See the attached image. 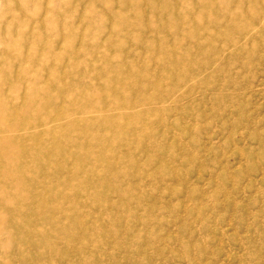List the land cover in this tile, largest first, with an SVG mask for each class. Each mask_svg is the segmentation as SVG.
Wrapping results in <instances>:
<instances>
[{"label":"rangeland","instance_id":"obj_1","mask_svg":"<svg viewBox=\"0 0 264 264\" xmlns=\"http://www.w3.org/2000/svg\"><path fill=\"white\" fill-rule=\"evenodd\" d=\"M104 1L114 2L118 18L110 8L102 9ZM108 1L94 0L90 6L94 12L87 11L91 20L84 21L83 4L92 0H0V91L6 96L11 94L10 78L22 75L28 81L35 79L34 91L44 102L57 100L56 91L48 95L40 91L57 86V78L50 75L55 71L62 74V85L83 75L82 93L91 105L103 98L104 74L120 61L135 64L133 72L126 67L120 73L127 79L120 96L122 121L112 128L107 124L99 133L104 137L127 133L126 105L131 103L138 128L127 134L134 135L130 144L136 150L123 142L122 153L117 154L120 161L115 155L112 165L98 167L102 184L96 176L86 180L102 185L96 187L99 203L88 202L82 208L86 216L80 239H70L74 250L59 246L44 261L264 264V0H154L152 8L146 0L126 5ZM133 5L140 11L127 10ZM92 29L98 31L92 45H105L76 53L91 41ZM65 33L70 35L68 41ZM23 61L27 68L22 71ZM93 61L100 66L92 72ZM113 74L116 82L119 78ZM145 93L151 99L146 94V101L139 100ZM30 105L43 106L35 101ZM13 108L15 123L19 106L7 104L5 111ZM35 114L27 110L20 127ZM76 116L93 118L99 113L79 110ZM2 121L1 131L10 128L12 118ZM97 128L89 125L93 132ZM29 142L18 146L27 162L40 155L29 152ZM82 145L85 150L89 146L99 150L94 138ZM56 147L57 143H49L46 148L53 154ZM116 147L109 146L107 156ZM82 169L88 171L84 165ZM28 182L24 180V190L7 188L10 194H26ZM78 195L70 197L83 202ZM95 239L100 247L92 245ZM6 242L7 236H0V252L11 259L13 246L3 248ZM83 242H87L83 252L76 250ZM80 255L87 258L82 261ZM15 259L17 264H29L22 257Z\"/></svg>","mask_w":264,"mask_h":264},{"label":"bare ground","instance_id":"obj_2","mask_svg":"<svg viewBox=\"0 0 264 264\" xmlns=\"http://www.w3.org/2000/svg\"><path fill=\"white\" fill-rule=\"evenodd\" d=\"M133 1L134 0H119L118 3L126 5L128 2ZM146 1V6L150 8L154 7V0ZM93 3L94 0H92V3L86 2L83 4L84 6L80 14L82 15L83 13L84 21L86 19L88 21L91 20V16H89L88 13L90 12L89 10L92 9L90 6H93ZM137 6H130L127 10H137L138 8V11H140ZM113 7L114 2L112 1H104V4H102V9L105 12L110 8L109 11L111 15L114 18H118L119 16L117 13H114ZM50 9L52 10V7H50ZM94 10L95 9H92V12H94ZM13 20L18 19L13 17ZM70 29L71 28H68L67 31L71 32ZM5 30L7 34L10 32L8 27ZM97 33L98 31L92 29L89 36V40L91 41L85 42L84 46L79 47L76 53L82 50L84 52L90 49L94 50L96 47L102 48L105 44H102V46L99 43L92 45V42L97 40ZM69 38L70 35L66 34L64 40L68 41ZM84 41H86V39ZM133 50L134 47L132 52ZM127 51L130 53L129 50ZM120 54L122 55V52H120ZM81 62L82 61L77 63V66H79ZM23 63L24 61L19 65V70L23 71L27 68V65ZM85 63L87 64L83 65L85 66V70L88 71L87 67H89V63L88 61L86 62V60ZM126 63L128 65H126ZM91 65L93 66L91 69L92 72L94 71L93 69L96 70L99 68L98 66H100H97L94 61ZM134 65L133 61L130 60L120 61L115 68L112 66L114 69L103 76V82L106 83V89L104 93L101 94L103 98H101V101L94 99L96 101L91 105L88 103L89 98L87 99L86 95L82 93L86 90L84 80L82 79L83 75L77 80L62 85V74L59 75V72L51 71L50 75L57 78V86L53 87L49 85L40 91L47 93V95L50 91H56L54 95L56 97V94H58L57 100L52 99L44 102L38 90L34 91L33 83L35 79L28 81L27 77L22 75H19V77L17 76L18 78H10V80H12L10 82V84H12L10 86V96H6L0 91V124L3 122L2 118L5 116L12 118V121H10V128H2V131L0 130V236H7V242L3 243V248L13 246L11 259H7L9 254H7L6 257L4 252H0V264H17L16 262L18 259H15L16 257H22L23 260L29 262V264H47L49 262H46V260L44 261L47 254L54 251L58 252L59 246H63L66 249H71L72 247L73 249V246L70 244V239H80V231L84 223L83 218L86 216L83 217L82 208L87 206L88 202L90 205L92 204L91 202H93L94 205L99 203L97 200L98 197H96V187L102 186L100 180H102L103 175L100 177V170L98 167L102 166L105 168L107 165L111 164V160L113 158L115 160L117 154L122 153L121 146H123V142L129 144V149H131V145H133L132 149H135V144H130L132 143L131 141L135 139L134 135L127 134L128 132H134L135 128H138V125H136L137 115L132 111L134 105L131 103H127L126 105L127 110L130 111L127 112L126 128L129 130L127 133L123 135L122 133L114 132L106 137H104L103 133H99L101 129L104 130V128L107 127V124L112 128L122 121L124 106L122 104L123 102H120V96L125 92L126 86L124 82L127 79L126 77L121 78V72H124L127 69L126 67L131 68L133 72L135 68ZM0 73H3V70L0 69ZM112 73H114L113 75H117L116 78H119L116 82H114L113 76L111 77ZM1 79L3 80V77H1ZM26 81H28L27 85L25 84ZM131 88H133V86L129 89ZM27 90L30 92L27 93ZM146 94L147 93L142 94L138 99L143 101H146L147 98L151 99L152 96L147 94V97ZM79 96L81 98H79ZM31 101H35L37 104L40 103V105L43 106H32L30 105ZM108 103L110 104L109 106H107ZM7 104L19 106L20 108L19 119L15 123V108L5 111ZM89 109L97 111L99 116L93 118H78L76 116L79 110L85 112L89 111ZM27 110L33 111L37 115L35 114L32 119L27 120L25 124L20 127L19 123L24 119ZM8 111L9 113H14V116L4 115V113L8 114ZM91 123L96 124L98 127L95 132L89 129ZM53 130H55V132H53ZM143 132L148 134L149 128L144 127ZM88 138H94L97 141L96 148H99L98 152L92 150L90 146L88 147L89 150L81 148L82 144L85 146V142ZM24 141H30L29 144L32 145V148L29 152L35 155L40 154V158L35 156L32 161L28 162L23 159L24 157H22V153L19 151L20 149L18 146L20 145L19 143ZM49 143H57V150L53 154H49L46 148ZM112 144H117V147L112 155L107 156V154L111 152L109 146H112ZM42 153L44 155H42ZM59 157H61V159H59ZM120 159L121 156H117V161H115L118 163ZM73 162H77L78 164L74 165L72 164ZM83 165L88 169L85 173L82 169ZM70 167H73V170H71ZM33 168H35V172ZM92 176H96L97 182L101 184L97 185L96 182L95 184H90L91 181L86 183V180H89ZM24 180L29 181L28 186L30 192L26 194H20V192H16L19 194H10V189L7 188V185L13 186L16 188V191L20 188L24 190ZM104 187L107 188V185ZM108 190H106V194H104V202L107 201ZM112 191L117 192L118 190ZM76 194H79V198L83 197L84 201L80 202L70 197ZM19 195H22V198ZM13 203H15V205ZM86 244L87 242H83L82 246H78L75 249L83 252V248H85ZM93 244L96 247L97 245L100 247L102 243L100 240L95 239L92 245ZM4 257L7 260H5ZM86 258L87 256H82V261ZM64 261L62 260L61 262V260H56L54 263L61 264Z\"/></svg>","mask_w":264,"mask_h":264}]
</instances>
